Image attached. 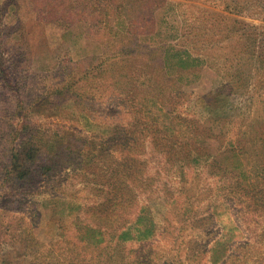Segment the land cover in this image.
<instances>
[{
  "label": "rangeland",
  "instance_id": "rangeland-1",
  "mask_svg": "<svg viewBox=\"0 0 264 264\" xmlns=\"http://www.w3.org/2000/svg\"><path fill=\"white\" fill-rule=\"evenodd\" d=\"M163 1L152 33L203 61L192 85L179 91L169 75H149L144 60L132 74L98 80L95 67L81 66L93 52H111L95 28L76 26L65 40L60 28L37 23L21 7L32 57L8 71L24 115L66 132L60 143L74 138L77 149L59 174L30 189L0 190V264H264V0ZM13 21L8 9L0 13V34ZM4 47L11 62L15 50ZM70 81L73 97L94 98L77 105L76 121L57 96ZM0 99L15 97L0 86ZM124 179L142 207L135 218L125 212L130 229L136 226L130 235H155L121 244L115 234L87 235L75 216L87 221L109 194L99 185Z\"/></svg>",
  "mask_w": 264,
  "mask_h": 264
},
{
  "label": "trees",
  "instance_id": "trees-1",
  "mask_svg": "<svg viewBox=\"0 0 264 264\" xmlns=\"http://www.w3.org/2000/svg\"><path fill=\"white\" fill-rule=\"evenodd\" d=\"M126 1H132L131 4ZM6 0L0 7V13L9 10L13 15V24L8 27L7 35L0 34V86L9 89L15 97L14 102L0 99V190L9 186L18 189L32 188L40 181L59 174L64 164L71 162V147L77 149L74 138L69 139V145L63 146L60 142L66 141V132L46 129L37 122H31L24 115L25 103L23 102L18 82L11 78L8 65L17 67L21 60L29 61L32 57V49L27 47L26 24L22 21L21 7L35 14L36 22L48 24L62 30L61 37L67 39L73 36L74 27L82 28L84 32L95 28L99 32L101 40L99 45L107 46L111 52L100 56L101 53H92L84 57L82 68L95 67L94 76L98 80H104L109 74L114 78L123 77L125 73L132 74L131 66L144 60L149 62L148 74L160 71L162 76L172 79L171 88L179 91L183 87L191 86L190 79L202 68L203 61L200 56L193 55L181 46L178 41L168 43L161 34L152 33L155 28L154 12L156 6H162L163 0ZM7 3V4H6ZM145 19L146 23L141 24ZM90 23L91 25H89ZM90 27H86V25ZM140 31H143L140 34ZM9 40V41H7ZM11 40V42H10ZM7 41L8 43H4ZM10 43V44H9ZM15 50L11 62L4 57L8 48ZM104 44V45H103ZM96 64V65H95ZM127 71V72H126ZM83 80L88 78L83 75ZM75 82L70 81L58 90L61 107L67 108L64 115L69 121L77 120L74 109L77 105H92L94 98L86 93L73 97ZM180 93V92H179ZM75 95H77L75 93ZM46 95L41 96V101H46ZM142 103L141 101H139ZM114 111V110H113ZM79 116L90 120L92 115L82 112ZM70 118H73L70 120ZM216 122L217 119H214ZM103 124V123H102ZM96 127L95 123L89 128ZM151 132L152 129H150ZM147 136V135H146ZM152 138V137H151ZM105 144L106 141H99ZM182 148V147H181ZM118 152V151H117ZM194 160L200 158L197 155L185 157ZM122 165V164H120ZM130 170L123 174H128ZM122 172V171H120ZM133 175V173H132ZM34 184V185H31ZM100 184V183H99ZM109 190L102 206L94 209L87 221L75 216L78 224L84 227L86 234L94 233L104 240L105 234H115V244H121L125 240H149L154 236V231H146L141 238H133L130 231L136 230L130 226L132 220L126 218L127 213L134 218L138 217L142 207L138 206V194L134 189L132 180H122L113 186L101 184ZM54 201V196L50 197ZM1 204V201H0ZM79 206V205H78ZM78 208V207H77ZM76 208V209H77ZM125 212H127L125 214ZM118 219V224L114 225ZM138 228V227H137ZM130 229V230H129ZM152 235H149V233ZM141 233V229H138ZM150 233V234H151ZM56 264H64L57 261Z\"/></svg>",
  "mask_w": 264,
  "mask_h": 264
}]
</instances>
